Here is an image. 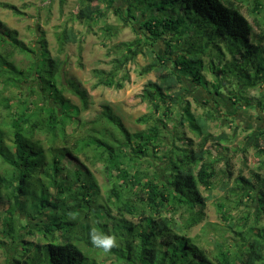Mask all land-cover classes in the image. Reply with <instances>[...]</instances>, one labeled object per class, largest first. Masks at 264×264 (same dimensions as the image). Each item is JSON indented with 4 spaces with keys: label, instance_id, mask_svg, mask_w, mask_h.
<instances>
[{
    "label": "trees",
    "instance_id": "16d2710c",
    "mask_svg": "<svg viewBox=\"0 0 264 264\" xmlns=\"http://www.w3.org/2000/svg\"><path fill=\"white\" fill-rule=\"evenodd\" d=\"M116 1L85 0L76 18L87 25L103 20L107 16L106 10ZM127 1L125 17L118 14L126 24L138 26L142 32L134 28L137 38L118 45V56L112 60L109 71H94L97 82L93 87L123 89L129 78L123 73L127 65L145 53L142 48L148 43L153 46L158 39L168 36L166 56L149 49L150 61L141 70L142 75L154 73L156 77L155 81H148L141 95L142 100L154 108L152 114L137 120L142 124L152 122L145 132H131L117 114L105 106L92 121L94 126L104 125L100 129L92 127L86 135L76 136L72 141L74 135L69 133L68 127L80 109L73 110L64 98L62 62L51 55L42 40L40 58L28 69H20L14 60L16 53L31 56L36 49L20 40L18 32L0 19V108L7 116L0 118V167L3 169L0 173V226H4L9 239L13 236V239H20V232L26 229L34 235L35 232L30 230L36 229L44 244L30 243L27 252H31L32 247L48 252L51 264H87L88 254L98 252L105 253L110 264H264V175L260 173L253 171L250 177L239 175L235 185L228 190L233 197L240 194L243 199H251L256 204L254 211L248 210L235 221L225 203L218 205L223 220L228 222L238 241L235 254L220 247L210 256L188 237V232L206 217L205 208L210 199L202 188L211 192L218 177L215 168L218 160L206 148L207 143H229L230 135L225 132L213 135L210 130L211 124L218 120L216 113L212 109L204 115L194 113L187 98L192 93L182 87L183 79L190 77L197 87L205 88L204 58L209 56L211 67L219 68L218 72H222L230 84L247 90L262 88L264 33H254L253 23L235 0ZM0 6L21 15L15 5L1 3ZM56 40L61 49L68 44L80 43L78 32L68 28L60 31ZM214 58L218 59V65ZM121 73L123 76L118 79ZM67 84L87 110V90L74 80ZM10 88L20 90L21 95H6ZM213 88L214 91L208 88L205 91L212 96L223 95L219 82ZM238 94L233 99L237 105L240 92ZM261 97L254 108L264 109V93ZM47 99L60 107L49 101L46 103ZM242 99L249 107L254 105L246 96L241 95ZM176 104L182 105V111L178 113L181 127L189 128L201 138L198 147L192 140L186 147L179 146L175 139L162 149L165 144L160 124L165 121L164 117L171 118L172 107ZM215 108L218 109V105ZM160 111L162 117L157 118L156 113ZM10 138L12 147L7 145ZM182 139L185 137L179 136V140ZM263 145L264 131H259L253 147L261 158L264 157ZM80 156L92 166L103 165L104 176L110 185L105 199L101 197L91 171L83 161L80 162ZM155 158L166 160L167 180L151 173ZM230 161L223 171V188H228ZM70 162L81 163L75 177L66 174L63 168ZM259 168L263 169L264 164ZM39 185L42 194L48 197L41 200L42 215L38 219L23 217L24 228H18L20 223L16 218L22 216L18 209L20 196L29 188L37 194ZM4 195L9 198L7 201ZM243 199L236 203V209L244 205ZM2 210L8 213L3 221ZM93 211L99 213L96 218ZM179 213L184 216L181 223L176 218ZM126 216L136 218L137 225ZM99 217L106 222L101 223ZM75 218L76 223L87 220L89 226L99 225L103 233L114 234L119 238L117 246L107 252L100 248L87 250L86 254L79 246V239L63 231L65 226L76 228ZM33 258L35 262L27 257L29 262L26 264H36ZM92 262L98 264L94 259Z\"/></svg>",
    "mask_w": 264,
    "mask_h": 264
},
{
    "label": "rangeland",
    "instance_id": "374dc122",
    "mask_svg": "<svg viewBox=\"0 0 264 264\" xmlns=\"http://www.w3.org/2000/svg\"><path fill=\"white\" fill-rule=\"evenodd\" d=\"M85 0H0V4H11L15 5L20 11L21 15L14 14L11 10L0 6V19L11 29L18 32L19 39L24 41L30 48L36 49L35 54L31 56L16 53L14 60L20 69H28L31 64L37 61L41 56V44L44 40L47 44V48L53 57H58L62 62L61 66V82L63 84L62 91L66 102L71 107L80 109V113L70 123L68 127L69 133L74 135L71 140L77 136H84L87 131L94 127L100 129L104 123L97 124L94 126L92 121L95 120L105 106L110 107L117 116L122 120L123 124L131 132H145L152 124L138 123L137 120L140 117L150 115L154 112L153 106L142 100V93L145 85L148 81H155L156 77L154 73L142 75L141 70L148 65L149 49H154L157 55L166 56V41L168 36L158 39L153 46L148 45L142 49L145 53L141 54L136 58L134 62L127 65L123 73L127 74L128 81H125L124 88L117 90L115 88H107L100 86L94 88L93 85L97 82L94 71L104 70L109 71L112 67V60L118 56V45L125 42L134 41L137 38L134 28H137L139 32L142 30L137 26L126 24L121 20L118 13L124 14L127 6V0H117L114 6L106 10L107 16L100 21L93 22L91 25H87L76 18L77 12L84 5ZM241 7L243 14L249 19L254 25V33H264V0H235ZM104 7V5L102 6ZM125 17V14L123 15ZM142 21L144 18H141ZM74 29L79 34V44H68L62 49L59 47L56 36L63 29ZM139 28V29H138ZM215 65H218V59L214 58ZM204 64L206 69L203 71L204 81L206 82L205 88L214 91L213 85L216 82L222 86V96L214 94L213 96L208 94L204 87H197L191 80L190 77L183 79L182 87L187 88L191 91V95L187 96L188 100L192 103V111L199 115H204L206 111L212 109L217 115L218 120L211 124V133L215 136L225 132L230 135V142H222L215 144L216 142L207 143V149L212 151L214 159L218 162L215 164V168L218 173V177L215 180L214 188L211 192L205 191L202 188L203 193L206 197H209L210 201L207 202L205 208V220L191 229L188 232V237L193 239L196 244L203 248L206 253L210 256L215 255L220 247L228 249L232 254H235L238 249V241L235 240V234L230 231L228 222L223 220L219 210V204H226V210L231 216L235 217V221H238L240 217L244 216L246 212L254 211L256 204L251 199H243L241 195L231 196L230 188L235 185L236 178L239 175L250 177L254 172L264 175V168H259L260 165L264 164V157L257 155L256 149L253 147L254 139L259 130L264 129V109L259 107L254 108L258 104V101L262 98L264 93V85L262 88L257 89H245L242 86L230 84L224 77L222 72H218L219 68L211 67L210 57L204 58ZM171 66V64L169 63ZM218 72V73H216ZM120 74L118 79L123 76ZM74 80L78 82L83 89H86L89 94V108L83 109L82 103L77 95L73 93L71 87L67 84V81ZM234 83H236L234 81ZM240 92V103L234 107V97L239 95ZM242 93V94H241ZM11 94L10 97H19L20 90L16 88H10L6 95ZM241 95L251 99L253 106L249 107L244 100H241ZM214 100H219L215 103ZM51 105L60 107L55 104L53 100L47 99V102ZM218 105L225 106L226 112L221 116L220 109L215 108ZM229 105V106H227ZM233 108H235V111ZM216 109V110H215ZM171 118L160 124L162 131V140L166 146L170 145L175 139V143L179 146L186 147L190 140L193 141L195 146L201 143V138L191 131L189 128H182L179 122V111H182V105L176 104L172 107ZM235 111V112H234ZM61 113L62 110H61ZM160 112L156 113V117L160 118ZM6 119V112L0 108V118ZM166 124V125H165ZM184 133V135H182ZM180 137H185V140H179ZM38 138L43 139L38 136ZM7 145L12 147V139L7 140ZM264 147V145H263ZM227 155V156H225ZM48 159H49V155ZM223 158L220 160V158ZM262 159V160H261ZM220 160V161H219ZM231 160V161H230ZM83 161L90 171L100 188L101 197H106V192L109 188L108 181L104 176L103 165L97 164L92 166L91 162L85 157L80 156V162ZM166 160L153 159L154 165L150 171L154 176L160 177L162 180H167V173L165 169ZM227 161H230L231 176L228 179V188H223V171L226 169L225 165ZM65 173H70L71 176L75 177L76 170L81 168V163H66L64 165ZM3 169L0 167V173ZM64 178V176H63ZM7 186V184H4ZM4 188V187H3ZM38 193L34 194L32 190L26 189L20 196L19 207L22 216L20 219L16 218V222H19L18 228H24V221L21 220L23 217L29 218H40L42 215L41 200L45 197L42 191L41 185L38 186ZM227 189V190H226ZM3 191L6 194L5 189ZM4 200L7 201L8 197L3 196ZM2 198V199H3ZM243 199L244 205L235 208L236 203ZM88 205V204H87ZM80 212V208H76ZM86 212L83 213L85 215ZM99 213L93 211V216ZM117 213L114 212V215ZM8 217L2 210V221ZM75 215L78 217L79 213ZM129 221L137 225L138 220L136 218L126 216ZM184 216L181 213L177 215L178 221L181 223ZM100 218L101 223H105L106 220ZM42 219L46 217L42 216ZM252 219H254L252 217ZM111 221V220H110ZM34 223V221H32ZM72 225V224H71ZM76 228H70L65 226L64 233H68L79 239V246L83 249V252L87 254V250H95L89 238V232L91 229H96L98 232H102L99 225L89 226L88 221H78ZM103 225V224H102ZM35 227V226H32ZM0 264H26L29 262L27 257H31L32 261L36 259V264H51L49 260V253L39 251L36 247H32L31 252H27L28 244H44L36 229L32 228L30 231H34V235H30L29 231L20 232L21 238L13 236L9 239L6 233H4V226H0ZM19 230V229H18ZM107 232V231H104ZM106 234V233H105ZM114 235V234H113ZM116 237V236H115ZM119 239L116 237V240ZM77 244V243H76ZM89 244V246L87 245ZM78 245V244H77ZM37 254V255H36ZM89 261L86 260L87 264L93 263V259L98 264H110V259L105 253L98 252L96 255L88 254ZM87 257V258H88Z\"/></svg>",
    "mask_w": 264,
    "mask_h": 264
},
{
    "label": "clouds",
    "instance_id": "9594fccd",
    "mask_svg": "<svg viewBox=\"0 0 264 264\" xmlns=\"http://www.w3.org/2000/svg\"><path fill=\"white\" fill-rule=\"evenodd\" d=\"M89 238L94 247L103 249L106 252L117 246L115 235L98 232L96 229L90 230Z\"/></svg>",
    "mask_w": 264,
    "mask_h": 264
},
{
    "label": "crops",
    "instance_id": "0c3cea01",
    "mask_svg": "<svg viewBox=\"0 0 264 264\" xmlns=\"http://www.w3.org/2000/svg\"><path fill=\"white\" fill-rule=\"evenodd\" d=\"M217 102H219V100H217ZM234 104V107H236V104L235 103H233ZM227 106H229V105H227ZM218 108L220 109V114H221V116L223 115V116H225L224 114L226 113V112H224L225 111V106H221V108L218 106ZM234 110H235V108H233ZM235 111H237V110H235ZM234 111V112H235ZM259 131H264V129H262V130H259Z\"/></svg>",
    "mask_w": 264,
    "mask_h": 264
}]
</instances>
